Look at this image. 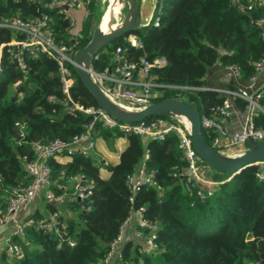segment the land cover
I'll list each match as a JSON object with an SVG mask.
<instances>
[{
  "label": "trees",
  "instance_id": "16d2710c",
  "mask_svg": "<svg viewBox=\"0 0 264 264\" xmlns=\"http://www.w3.org/2000/svg\"><path fill=\"white\" fill-rule=\"evenodd\" d=\"M95 0L89 5L92 13ZM41 3L32 0H0V22L20 15L28 18L42 11ZM54 15L55 35L67 43L74 42L68 15L50 9ZM264 10L256 14L263 13ZM90 16V15H89ZM158 16L157 23L153 17ZM91 17L82 27L84 35L76 50L85 46L93 33ZM135 33L141 46H134L128 36ZM23 37L0 25V44ZM122 45L134 60L146 55L151 61L164 56L166 61L152 67L158 82L202 87L181 96H188L204 113L211 105L221 103L226 94L206 88V73L221 60L237 62L242 67V80L255 72V62L264 57L261 29L250 23L246 13L238 11L232 0H156L151 20L120 35L102 47L92 59L96 71L113 64V51ZM226 50L227 52H223ZM0 210L4 209L9 190L31 181L23 157H35L34 141L47 143L56 138L72 140L83 133L92 115L79 109H68L66 94L57 62L46 54L27 55L26 70L8 52L5 45L0 61ZM75 83L71 98L84 106L100 107L79 77L75 65L69 64ZM230 87L236 86L232 81ZM176 90L166 88L153 101L175 96ZM51 96H54L51 98ZM182 99V98H181ZM241 110L247 101L233 97ZM264 106V92L259 99ZM164 115H150L146 120ZM255 125L264 127V114L254 117ZM113 147L123 133L99 120L93 129ZM205 139L212 145V134L202 128ZM126 143L118 161L109 162L94 154L74 153L64 160L50 158L53 177L60 180L83 173L94 182L91 195L84 200L66 199L61 203L59 218L64 222V239L71 235L75 243L50 235L35 223L27 225L23 236L13 240L23 246L20 257L0 252V264H92L102 259L118 236L121 226L133 208L144 207V216L158 223L155 252L144 250L141 242L129 238L122 247L121 264H264V176L260 163L248 165L232 175L212 169L216 183L205 196L190 194L186 178L173 175V167L186 166L179 148L178 136L171 132L164 139H146L135 133L126 134ZM214 147V146H213ZM249 147V142H247ZM217 149L216 147H214ZM146 153L148 154L145 157ZM145 160L148 169H155L162 189L142 186L133 195L127 177ZM212 167V168H211ZM108 173L104 174L101 169ZM57 189V192H61ZM82 204L90 208L82 207ZM50 210L57 207L48 204ZM68 211V215L65 214ZM30 216H44L35 211ZM148 229H145L147 232Z\"/></svg>",
  "mask_w": 264,
  "mask_h": 264
},
{
  "label": "built area",
  "instance_id": "2783aa9c",
  "mask_svg": "<svg viewBox=\"0 0 264 264\" xmlns=\"http://www.w3.org/2000/svg\"><path fill=\"white\" fill-rule=\"evenodd\" d=\"M29 1V0H28ZM42 5V11L37 15L24 18L20 15H14L9 19L0 22L1 26L8 27L14 32H21L23 37L13 38L7 43L0 44L1 52L6 45L8 52L17 61L18 66L23 71L26 70V56L46 54L53 58L59 68V74L62 82V90L66 94L65 104L68 109H79L92 115V119L86 125L83 133L76 135L72 140L56 138L47 143L34 141L32 148L35 152L33 159L24 156V167L31 181L25 185H17L9 190L6 206L0 210V230L9 229L10 236L4 247L8 255L20 257L24 253L23 246L13 240V235L23 236L27 225L35 223L38 228L43 229L50 235L59 237L60 241L65 240L67 244L73 245L74 238L67 235L64 239L65 231H62L65 224L59 218L61 203L66 199H75L78 201L86 200L91 195L94 182L89 180L83 173H79L70 180H60L65 176V171H60V176L53 177L52 166L49 163L50 158L67 159L72 154L78 152L84 155L92 154L97 147L98 138L94 136L93 129L96 121H101L105 126H113L120 130L123 135L119 138H126V134L135 133L146 139H164L167 134L174 132L178 136L179 148L182 157L186 161V166L173 167V175H183L186 178V189L190 194L196 193L200 197L205 196V191H211V185L216 181L207 179L204 176L205 165L203 159L194 147L191 137V122L182 114L164 115L143 119L137 122H123L117 120L101 107L84 106L75 102L71 98V87L76 81L69 64H73L76 46L80 42V34L72 33L73 43H67L59 40L54 30V15L50 9H56L58 13L68 15L71 28L77 23L76 17L72 13L73 9L83 10L85 15L89 12L91 0H32ZM232 5L240 12L249 16L250 23L261 29V36L264 39V0H232ZM152 18V17H151ZM151 20V19H150ZM149 20V21H150ZM158 16L153 17V22L157 23ZM147 21V22H149ZM128 40L134 46H141L142 42L135 33L128 36ZM223 52H227L223 50ZM113 64L105 67L101 71L92 68V78L98 84L102 92L117 104H128L127 106L136 110L146 107L153 102V97L161 94L166 88L176 90V97L181 99V93L190 92L202 87L184 85V84H166L156 81L155 75L151 72L152 67L162 64L166 61L164 56L148 59L142 55L138 60L131 59L120 44L116 45L113 51ZM218 65L227 70V74L222 76L224 86H206V88L219 91L226 94L225 99L215 105H211L207 112L201 111L202 127L208 129L212 134V146L223 153L228 151L234 154H240L245 151L249 136L256 140H264V127L255 125L254 117L259 113L264 114V106L260 104L259 99L264 92L263 81L257 85L258 77L264 73V57L255 62V72L248 79V86L245 87L238 81L241 79L242 67L237 62L223 63L217 61ZM1 70V66H0ZM234 82L236 86L230 87L228 83ZM241 97L247 101L244 110L233 101V97ZM54 96H51L53 98ZM183 100V99H181ZM124 104V105H126ZM245 113L242 127L236 131L228 129V123L237 111ZM233 150V151H231ZM148 154L146 153L145 157ZM263 169L260 172L264 176V161L259 162ZM257 164V163H256ZM70 182L71 184H68ZM208 183V187L204 186ZM127 184L131 191L130 201L133 202L134 193L142 186L155 187L162 189V185L157 179L156 170L148 169L145 160L140 163L134 173L127 177ZM61 189V192H57ZM41 197L46 204H52L57 207L55 210H49L47 214L37 219L30 215L25 217L30 207ZM82 207L88 209L89 205L82 204ZM135 223L131 236L127 237L125 229ZM158 223L150 222L144 216V207L133 208L121 226L120 233L111 242L107 254L100 260L92 264H121L122 247L125 241L133 238L142 243L147 252H155L159 248L157 242ZM145 229H148L147 232Z\"/></svg>",
  "mask_w": 264,
  "mask_h": 264
},
{
  "label": "water",
  "instance_id": "95a60500",
  "mask_svg": "<svg viewBox=\"0 0 264 264\" xmlns=\"http://www.w3.org/2000/svg\"><path fill=\"white\" fill-rule=\"evenodd\" d=\"M129 3L127 15L120 26L105 34L96 29L89 42L76 50L73 60L80 79L92 93L100 107L123 122H137L150 115H185L191 122V137L200 157L210 166L234 175L242 168L264 161V140L258 141L249 136V147L240 154L231 156L215 149L202 133L201 110L190 100H181L170 96L153 101L138 110H128L109 99L92 78V59L96 53L112 39L130 32L142 23L138 0H124Z\"/></svg>",
  "mask_w": 264,
  "mask_h": 264
},
{
  "label": "rangeland",
  "instance_id": "374dc122",
  "mask_svg": "<svg viewBox=\"0 0 264 264\" xmlns=\"http://www.w3.org/2000/svg\"><path fill=\"white\" fill-rule=\"evenodd\" d=\"M114 1L115 0H95L94 6L92 8V13L89 14V12H88L85 16H83V18L80 21L78 19L77 23L71 28V33L80 34V36L84 35L83 32H82V27H83L84 21L88 17H91L90 29H91L92 33H94V31L97 29L98 25L101 22L103 23L105 21L106 16H107L109 10L112 8ZM128 7H129V3L126 1L119 8V10H118V20H119L120 23L125 19L126 15H127ZM90 8L91 7H89V11H90ZM226 74H227V70L225 68L221 67L220 65H218V63L216 62L215 64L210 66L208 68V70H207V73H206V76H205L206 84H208V85H217V86H221L222 85L223 86L225 84L224 81H221L219 79L222 76H225ZM263 78H264V73H261L259 75V77H258L257 85H259L263 81ZM239 83H241L245 87L248 86V80L240 79L238 81V84ZM180 97L183 100H189L188 96H180ZM124 104H126V103H123V104H120V105H124ZM127 105L128 104H126V106ZM132 110H136V109L133 108ZM240 117L242 118V120L244 119V115H240ZM235 118H237L236 115H235ZM98 141H100V140H98ZM246 148H248V147H245V149ZM231 151H233V150H231ZM115 152H116L115 145L113 147H111L105 141H100V143L97 142V147L95 148V151L92 154H94L95 156H98L99 158L105 159L107 161H112V160H114L113 156L115 155ZM225 154H228V155H231V156L237 155V154H234L233 152H230V151H228ZM212 169H210L209 167H205V170H204L205 178L214 179V173H213ZM208 185L209 184L207 182L204 184V186H207V187H208ZM213 186L214 185H211L210 187H213ZM34 206H35V208L36 207H41L42 208V207L47 206V205H46V202L44 201V198L41 197L37 202H35V204H33L30 207L28 212L25 214V217H27L28 215H30V214H32L34 212ZM48 208H49V206H48ZM65 214L68 215V212L65 211ZM0 232H2L1 236H0V252H1L4 249V247L6 245V241H7L8 237L10 236V234L5 229L0 230Z\"/></svg>",
  "mask_w": 264,
  "mask_h": 264
},
{
  "label": "crops",
  "instance_id": "0c3cea01",
  "mask_svg": "<svg viewBox=\"0 0 264 264\" xmlns=\"http://www.w3.org/2000/svg\"><path fill=\"white\" fill-rule=\"evenodd\" d=\"M139 3H140V13H141V17H142V23H147V21H149L151 19V17L153 16L154 14V10H155V5H156V0H138ZM72 13L74 14V16L76 17V20L79 21L83 18V16H85V13L83 10H78V9H74L72 10ZM221 81L222 80V77L219 79ZM225 85V84H224ZM223 85V86H224ZM206 86H216V85H206ZM222 86V85H221ZM235 115L237 116V118H235ZM240 115H244L245 116V113L243 111H237L232 119L229 121L228 123V129L230 131H235V130H239L241 127H242V123L244 122V119L242 120V118L240 117ZM98 140L100 141H105L102 137H98ZM126 138H117L116 140V143H115V148H116V152H115V155L113 156L114 157V160L112 161H109V162H116L118 161V157H119V152L121 151V149L123 148V146L125 145L126 143ZM100 141H98L100 143ZM110 155V154H109ZM112 155V154H111ZM59 160H64V159H59ZM107 161V160H106ZM104 169V170H103ZM101 171L104 173H108V171L105 169V168H102ZM104 173V174H105ZM68 184H71L70 182H67ZM47 206H44V207H36L34 206V212L35 211H40L41 213L43 214H47L49 209L48 208V204H46ZM44 208V209H43ZM61 208V207H60ZM68 212V211H67ZM69 213V212H68ZM135 225L134 221L132 223L131 226H128L126 227L125 229V234L127 237L131 236L132 234V229H133V226ZM7 232H9V229H5ZM1 233L0 232V236H1Z\"/></svg>",
  "mask_w": 264,
  "mask_h": 264
},
{
  "label": "bare ground",
  "instance_id": "6f19581e",
  "mask_svg": "<svg viewBox=\"0 0 264 264\" xmlns=\"http://www.w3.org/2000/svg\"><path fill=\"white\" fill-rule=\"evenodd\" d=\"M125 2L126 1H124V0H115L114 1L113 6L109 10L105 21L103 23L101 22L97 27V30L100 34H105L109 31H113L120 26L121 23L118 20V10L122 6V4ZM121 106L123 108L128 109V110H132L130 107H128L126 105H121ZM187 120H189V119H187Z\"/></svg>",
  "mask_w": 264,
  "mask_h": 264
}]
</instances>
